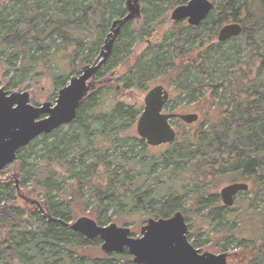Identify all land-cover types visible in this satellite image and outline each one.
I'll return each instance as SVG.
<instances>
[{
	"label": "trees",
	"instance_id": "trees-1",
	"mask_svg": "<svg viewBox=\"0 0 264 264\" xmlns=\"http://www.w3.org/2000/svg\"><path fill=\"white\" fill-rule=\"evenodd\" d=\"M188 1L143 0L137 37L127 31L133 23L124 25L97 74L102 78L122 68L118 76L115 71L121 87L105 85L110 79L104 78L78 108L69 132L60 127L38 137L17 152L15 164L21 166L25 182L30 178L35 190L45 192V211L63 223L89 212L98 225H106L111 217L108 206L114 208V223L119 225L136 224L135 214L142 225L145 219H167L181 212L191 236H207L220 252L230 245L242 251L235 254L244 258L232 254L230 261L264 264V0H210L214 8L199 26L170 22L160 33L167 14ZM125 4L126 0H0V64L28 83L47 78L58 92L94 62L112 22L125 16ZM230 23L241 25V35L217 42L219 29ZM153 33L160 36L158 41L134 56L135 40L144 42ZM155 81L194 106L203 124L194 131H179L172 143L160 146L158 155H145L144 141L135 138L143 151L134 154L130 149L118 156L116 139L104 131L111 122L138 111L117 97L121 91H148ZM101 85L105 88L99 90ZM104 96L111 100L108 109ZM37 147L43 163L25 171L31 159H38ZM158 163L162 169L153 177ZM240 181L248 184V191L235 198L247 193L249 202H238V210L236 199L232 207L223 206L218 189ZM85 189L91 192L90 201L84 199ZM53 191L57 203L50 197ZM0 208L10 214L0 215V264H110L105 259L133 264L126 251L98 253L99 238L87 241L63 223H49L39 211L35 217L27 214L16 204L10 185L0 184Z\"/></svg>",
	"mask_w": 264,
	"mask_h": 264
},
{
	"label": "water",
	"instance_id": "water-1",
	"mask_svg": "<svg viewBox=\"0 0 264 264\" xmlns=\"http://www.w3.org/2000/svg\"><path fill=\"white\" fill-rule=\"evenodd\" d=\"M142 0H127L126 14L112 22L110 32L104 40L99 56L90 65L82 67L62 87L54 103L45 102L39 106L30 104L27 92L5 91L0 82V173L16 162L17 152L40 136L52 134L60 127L70 125L77 117L82 102L94 91L93 80L113 52L114 44L121 30L128 22L141 16ZM214 8L210 0H189L175 7L170 14L171 22L185 21L189 26H199ZM242 27L238 23L222 26L217 33V42L224 43L238 37ZM169 93L159 84L146 92L143 110L136 123V133L147 146L168 145L177 138L172 121L179 120L185 125L199 120L196 113H165ZM248 191V184L234 182L223 186L219 197L223 206L232 207L235 197ZM45 215L49 223H63L54 219L43 208V203H33ZM69 230L82 235L87 241L100 239L103 254L124 253L131 257L133 264H228L232 254L201 252L188 241V225L181 212L167 219L146 220L139 229L140 238L131 237L127 227L117 224L98 225L88 217H81L75 223H63ZM237 257V255H234Z\"/></svg>",
	"mask_w": 264,
	"mask_h": 264
},
{
	"label": "rangeland",
	"instance_id": "rangeland-1",
	"mask_svg": "<svg viewBox=\"0 0 264 264\" xmlns=\"http://www.w3.org/2000/svg\"><path fill=\"white\" fill-rule=\"evenodd\" d=\"M142 1H141V10H142ZM170 14H171V12H169L167 14V19H166L167 22L165 24V27L163 29H160V33L162 31H164L166 29V27H168L170 25L169 24L171 22L169 20ZM141 16H142V14H141ZM141 16H140L139 19H136V20L132 21L131 23H133V25L131 27H129V29H127V31L129 33H131L134 38L137 37V32L136 31L138 29L137 28L138 24H136V23H139L141 21ZM183 22H185V21H183ZM121 32H122V30H121ZM156 32L159 34L158 29L156 30ZM158 34L156 35L155 33H153V35H150V37H148L147 39L145 38L144 42H142L139 39H136L135 40V44H134V56L140 55L142 50L144 48H146L147 45H150L151 43L158 41V39L160 37V36H158ZM103 46H104V43L101 46V48ZM101 48H100V51H101ZM100 51H99V54H100ZM99 54H98V56H99ZM115 71L117 72V76H118L120 71H124V70L122 68L116 67L115 70L107 73L102 78L97 76L93 80V83L95 85L94 91L97 90V88H98L97 84L100 85V81H102L104 78L110 79V81H107V83L105 85H107L109 83L108 86L121 87L119 82H118V78L115 75ZM121 73H123V72H121ZM22 79L20 77L16 78L13 71L7 70L6 67H4V66H2L0 64V82H1V87H3L5 91H11V92H15V93L27 92L29 94L30 104L33 105V106H39V105H41V104H43L45 102L54 103L55 99L57 98V93L58 92L53 90V87H52L51 83L49 82V80H47V78H42L38 82L36 81V82H33V83H28L29 79H23V80ZM105 85L99 86V87H101V88H99V90L102 89V88H105L104 87ZM156 85H159L158 81H155V82H152V83L148 84V89H151L152 87H154ZM163 86L169 93V104H168L169 107L164 110L165 113H174L175 111L180 113V114L196 113L195 110H194V106L186 105V100H184V98H182L181 96H178V94L176 92H173L166 85H163ZM94 91L91 92L90 94H93ZM146 92L147 91H139L137 89H132V90L123 91V92L121 91V94L117 97V99L121 100L122 103L129 104L132 107H134L135 110L138 111L136 116L132 115V117H130V118L122 117L120 119L115 120L114 123L111 122L112 125L109 124L107 129L104 131L105 134L110 139L111 138L116 139V141L114 142V145H115L114 153L115 154L117 153L118 156H119V153L128 152V150H130V149L133 150L134 154H137L140 151H143V149H142L143 147H142L141 143L139 141H137L135 138H139L137 133H136V123H137L138 118L140 117V115L142 113V110H143V98H144V95L146 94ZM104 99H105L104 104H106V107L108 109L111 106V100L107 96H104ZM198 116H199L198 123L192 124L193 125L192 127H187L186 125L181 123L179 120L172 121V127L176 131L177 135L179 134V131H187V130H190V131L193 130L194 131V128L198 127L202 123V121L200 120V115H198ZM86 120H87V123H89V124L91 123V119H86ZM112 127L113 128L114 127H121V128L112 129ZM62 129H63L62 130L63 133H66V132L70 131V127L69 126H64ZM122 129H128V130L126 132H122L121 131ZM129 135L131 137H134V139H130L129 140V138H128ZM91 139L92 138H90V141H91ZM118 143H120L119 146L117 145ZM144 143H145V141H144ZM145 145H146V143H145ZM117 146H118V148H117ZM38 147L36 148V151H35L36 152L35 156L38 157V159H35V160L31 159L30 160V165L31 166L25 167V169H26L25 171H27L30 167H32L36 163H38V164L39 163H43L44 156L42 158L41 153H38V151H37ZM91 147H92V144H89V148H91ZM146 147L148 149H145L143 153L145 155H147V156H150L151 154L158 155L160 153L158 151L160 146L159 147L158 146L157 147H152V146H147L146 145ZM162 148H164V147H162ZM104 155L107 156V159L111 158V155L109 156V154H107V153L104 154ZM33 167H35V165ZM55 167L58 170V172L64 174V171L61 170L58 166H55ZM20 168H21V166H17L15 163L12 164V165H9L4 171H2L0 173V184L10 185V187L13 189V194L15 195L16 204L18 205V207H20L23 211L27 212V214L30 213L31 215L34 216L35 213H38L39 208L38 209L35 208L37 205L34 206L33 203L41 205L43 202H45L47 204V206L49 205V203L44 198L45 192L43 190H41V189H36L35 190L34 184L30 180V178H28L27 182H25L24 173L20 170ZM161 169H162V165L158 163L156 165V167H155V171L151 173V174L154 173L152 176L154 177V176L158 175V173L161 171ZM223 186H221L218 189V195H219L220 189ZM56 192L53 191L52 195H50V197H51V199L54 202L57 203V194H56ZM90 195H91V192L89 191V189H85V191H84V199L90 201L91 200ZM247 198L250 199V197H249V195L247 193H246V196L245 195H241L239 198L238 197H237V199L235 198L236 201H235V204H234V209L238 210V208H240L239 206L237 207L238 202H240L238 205H240L242 202H244V204H247L249 202L247 200ZM258 203H259V199L256 197L254 199V204L258 205ZM62 207L65 208L64 206H62ZM241 207H243V205ZM113 211H115L114 208L112 206H108V210H107L108 216L107 217L108 218H109V216H111V217L109 218L110 220H107V222L105 223L106 225H108V224H117L120 227H127L132 232L131 233V237H133L134 239L141 237L140 234H139V229L142 226L145 225L147 219H145L143 224L140 225L139 222H138L140 220V218L137 217L136 214H135L134 221H137L136 224L132 225L131 222H125L124 225L121 224L122 225L121 226L118 223H114V222H117L116 221L117 217H116V215L112 216ZM39 214L41 216L45 217V215H43L40 211H39ZM69 214H71V213H69ZM0 215H1L2 218H10V214L7 211V209L0 208ZM41 216H36L37 217L36 220L40 219ZM50 216L52 217L51 214H50ZM81 217L82 218L83 217H88V218H90V219L95 221V219H94L95 217L92 214H90L89 212H85V213H79L78 215H76L68 223L69 224L70 223H75ZM128 220L129 221H133L132 218H130V217L128 218ZM186 224L188 225V223H186ZM103 226H105V225H103ZM188 230H189V235H190V236L188 235V241L195 249H199V250H201V252H210V253H213V254L224 253V252L218 251V248L216 246H214V244H211L212 241H207L208 240L207 236H205V235H199L198 237L191 236V232H192L191 228L188 227ZM195 241L196 242L198 241V243H199L198 245L199 246L194 244ZM226 249H227V251H225V253H230V254H234V255H237L235 253H240L241 254V252H242V251L237 250L236 246H234V245L227 246ZM94 250L96 252V248L95 247H94ZM97 250H98V253L101 252L100 247L97 248ZM236 258H244V257L240 256V255H237ZM104 261L107 262V263H110V264H114V262L109 261L108 259H105ZM245 263L247 264V262H245ZM115 264H117V263H115ZM229 264H235L234 260L230 261Z\"/></svg>",
	"mask_w": 264,
	"mask_h": 264
},
{
	"label": "flooded vegetation",
	"instance_id": "flooded-vegetation-1",
	"mask_svg": "<svg viewBox=\"0 0 264 264\" xmlns=\"http://www.w3.org/2000/svg\"><path fill=\"white\" fill-rule=\"evenodd\" d=\"M141 17H142V16H141ZM131 22H132V21H131ZM125 25H126V24H125ZM99 71H100V70H99ZM99 71H98V72H99ZM97 74H98V73H97ZM97 74H96V77L98 76ZM148 90H150V89H148Z\"/></svg>",
	"mask_w": 264,
	"mask_h": 264
}]
</instances>
